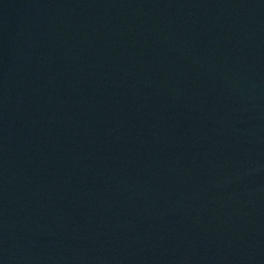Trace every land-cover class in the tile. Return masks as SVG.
Segmentation results:
<instances>
[{
  "label": "water",
  "instance_id": "1",
  "mask_svg": "<svg viewBox=\"0 0 264 264\" xmlns=\"http://www.w3.org/2000/svg\"><path fill=\"white\" fill-rule=\"evenodd\" d=\"M0 264H264V0H0Z\"/></svg>",
  "mask_w": 264,
  "mask_h": 264
}]
</instances>
